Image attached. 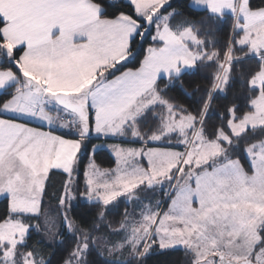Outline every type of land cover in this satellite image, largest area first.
<instances>
[{
	"label": "snow or ice",
	"instance_id": "obj_1",
	"mask_svg": "<svg viewBox=\"0 0 264 264\" xmlns=\"http://www.w3.org/2000/svg\"><path fill=\"white\" fill-rule=\"evenodd\" d=\"M0 264H264V0H0Z\"/></svg>",
	"mask_w": 264,
	"mask_h": 264
},
{
	"label": "trees",
	"instance_id": "obj_2",
	"mask_svg": "<svg viewBox=\"0 0 264 264\" xmlns=\"http://www.w3.org/2000/svg\"><path fill=\"white\" fill-rule=\"evenodd\" d=\"M96 140H93V142ZM111 159L110 153L108 152L107 149L101 148L97 152V162L102 164L103 166H109L108 161ZM86 161V159H85ZM59 178L58 177H53L54 181H57Z\"/></svg>",
	"mask_w": 264,
	"mask_h": 264
},
{
	"label": "rangeland",
	"instance_id": "obj_3",
	"mask_svg": "<svg viewBox=\"0 0 264 264\" xmlns=\"http://www.w3.org/2000/svg\"><path fill=\"white\" fill-rule=\"evenodd\" d=\"M112 141H107V142H104V141H94L93 143H97V144H101V143H111ZM106 149V148H105ZM87 162V160L85 161V163ZM98 163V162H97ZM104 167H107V166H104Z\"/></svg>",
	"mask_w": 264,
	"mask_h": 264
}]
</instances>
